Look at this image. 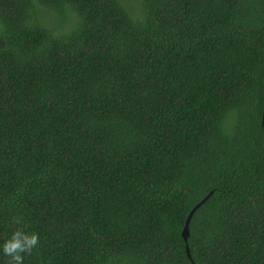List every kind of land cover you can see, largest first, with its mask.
I'll return each mask as SVG.
<instances>
[{"label": "trees", "instance_id": "trees-1", "mask_svg": "<svg viewBox=\"0 0 264 264\" xmlns=\"http://www.w3.org/2000/svg\"><path fill=\"white\" fill-rule=\"evenodd\" d=\"M209 195L193 263L264 264V0H0V243L191 264Z\"/></svg>", "mask_w": 264, "mask_h": 264}, {"label": "clouds", "instance_id": "clouds-1", "mask_svg": "<svg viewBox=\"0 0 264 264\" xmlns=\"http://www.w3.org/2000/svg\"><path fill=\"white\" fill-rule=\"evenodd\" d=\"M14 230L0 243V254L7 258V264H25L27 256L33 254L40 246V235L28 232L21 225L22 217H14L11 221Z\"/></svg>", "mask_w": 264, "mask_h": 264}, {"label": "water", "instance_id": "water-1", "mask_svg": "<svg viewBox=\"0 0 264 264\" xmlns=\"http://www.w3.org/2000/svg\"><path fill=\"white\" fill-rule=\"evenodd\" d=\"M210 195H211V194H210ZM210 195H209L207 198H205L200 204H198V205H197V206L191 211V213H190L189 216H188V219H187V222H186L185 229H184V231H183V233H182V237H183V239H184V241H185V243H186V252H187V256H188V258L190 259L191 264H194V263H193V261H192V259H191V257H190L189 248H188V245H187V241H188V238H189V229H188V226H189V223H190V220H191V217H192L193 213L196 211V209H198L199 207H201V206L206 202L207 199H209Z\"/></svg>", "mask_w": 264, "mask_h": 264}]
</instances>
